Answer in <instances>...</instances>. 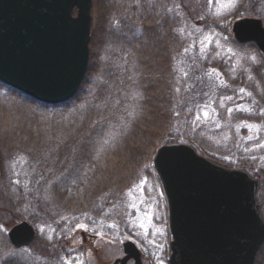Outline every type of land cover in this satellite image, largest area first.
I'll return each instance as SVG.
<instances>
[{"label": "rangeland", "instance_id": "rangeland-1", "mask_svg": "<svg viewBox=\"0 0 264 264\" xmlns=\"http://www.w3.org/2000/svg\"><path fill=\"white\" fill-rule=\"evenodd\" d=\"M178 1L174 49L180 48L181 53L176 61L180 74L193 81L188 95L184 94L188 106L180 112L179 125L187 124L199 153L259 175L256 198L264 217V57L259 49L237 42L232 32L236 18L253 14H238L244 9L242 4L239 7L243 0ZM247 1L261 0L244 3ZM260 4L264 7V0ZM118 42L106 40L105 49H97L93 74L67 105L37 107L29 95L14 94L0 83V264H41L35 248L42 244L15 248L8 240L10 227L22 219L35 226L42 241L51 243L53 252L58 250L56 241L66 236L51 264H113L123 256V242L128 237L137 239L144 248L143 264H169L167 199L154 163L134 171L137 164L132 162L134 172L131 170L129 180L125 173H116L127 167L131 157L128 148L135 142L128 135L130 124L125 117L104 123L109 135L100 143L103 165L95 179L100 186L115 183L116 191L122 194L120 201L115 203L109 194L108 203L96 208L89 204L86 209L76 202L78 195L71 193L78 190L72 185L84 171L78 149L82 132L102 127L98 113L88 118L85 113L105 103L109 105L105 111L111 112V95L121 99L116 91L131 88L124 82L128 77L119 83L115 73H123L121 77L129 74L131 83L135 82L131 74L137 70L128 59L131 49ZM170 81L176 89L184 85L173 76ZM136 90L131 88L133 99L140 95ZM177 139L168 142H186L182 137ZM54 185L59 191L66 187L64 204L53 194ZM38 193L41 198H35ZM53 217L64 220L63 226ZM81 228L87 230L91 241L86 249L80 247Z\"/></svg>", "mask_w": 264, "mask_h": 264}, {"label": "water", "instance_id": "water-1", "mask_svg": "<svg viewBox=\"0 0 264 264\" xmlns=\"http://www.w3.org/2000/svg\"><path fill=\"white\" fill-rule=\"evenodd\" d=\"M93 0H0V80L47 103L76 93L90 60ZM76 10V13H75ZM240 43L264 54V22L246 15L233 21ZM155 168L170 210V264H255L264 243V219L256 198L259 179L246 170L217 164L191 144L158 147ZM1 175V161H0ZM36 236L27 219L14 223L8 237L16 247ZM115 264H141L133 240ZM134 257L133 263L128 259Z\"/></svg>", "mask_w": 264, "mask_h": 264}, {"label": "trees", "instance_id": "trees-1", "mask_svg": "<svg viewBox=\"0 0 264 264\" xmlns=\"http://www.w3.org/2000/svg\"><path fill=\"white\" fill-rule=\"evenodd\" d=\"M244 1L239 4V7L242 4L241 9H244L240 10L238 14H253L262 17L264 20V16L261 15L264 14V7L260 4L262 0L259 3L250 1L251 4L248 1L244 3ZM178 12V0H93L90 64L77 92L63 102L55 104L45 103L0 81L2 86L13 90L14 94H24L31 98L32 100L30 101L37 107H61L73 102L78 97L79 92L83 89L84 82L93 74L94 68L92 60L95 59L94 53L98 48L105 49L104 43L106 40H110L113 43L118 41V43H121L122 41L126 43V46L129 45L128 48L131 49L132 55L128 59L132 61L131 63H133L137 70L134 74L130 73L135 82L133 84L131 83L128 73H124L126 75L128 74L127 76L121 77L120 75H123V73L118 75L114 72L116 70L112 71L115 73V77L119 78V83L124 81L123 78L126 80L128 77V80L124 82L129 86L132 85L130 86L131 88H137L136 91L140 90V95L138 93L139 96L133 99V96H131V88H122L121 91H116V93H121V96H123L121 99H117L114 95H111V112L108 113L105 111L109 106H105V103L98 104L95 108L97 111L91 108L85 113V118L91 117L94 113H98L101 116L100 123L98 124L102 127H99L96 131L92 128H87V134L83 130L82 142L78 145V149H81L80 155L81 157L83 156L82 168L84 171L80 176V180H77L75 182L76 184L72 185L73 188H78V190L75 189L77 193L76 191L71 193L78 195L76 196L77 200H75L78 202V205L79 203L81 204L82 208L88 209L89 204L93 208H96L95 206H98V204L108 203L109 200L106 197L109 194V196L114 198H111V200L115 203L120 201L122 196L119 190L116 191L115 183H113L114 185L106 183L100 186L96 185L95 182V179L99 176V169L103 165L101 158L103 147L100 143L109 135L103 127L105 122L113 119L121 120L122 117H125L130 124L128 135L132 136V141H135L128 148L131 152V157L127 160L128 165L125 170L116 172L121 174L125 173L124 175L127 180L130 179L129 175L132 173L131 170L133 171L134 169V167H131L132 162L135 165L137 164L134 171H137L139 167L145 164L148 167L151 166L157 148L165 142L178 140L177 138L182 137L186 142L191 143L197 148L195 140L188 134L189 127L187 124L184 125L185 122H183L182 125H179L178 122L180 112L188 106L186 96L193 83L189 75H181L180 71H178L179 64L176 60L180 56L181 49H174V41L177 36L176 23L179 17ZM243 45L258 49L255 44ZM114 54L116 55L117 53ZM172 76L182 80L184 85L179 89L174 88L172 86L173 83L170 81ZM127 89L128 91H126ZM113 97L117 101H113ZM131 105L134 111L131 110ZM215 159L225 164L222 160L214 157ZM53 184L56 183L53 182ZM54 187L56 190H53V194L58 196L60 202L64 204L67 195L64 192L65 186L62 191H59L57 185H54ZM119 187L120 183L117 185V189ZM108 188H113L112 190L114 191L115 189V191L108 193L106 192ZM79 190L81 193H79ZM36 197L41 198L42 196L38 193L35 195ZM106 199L108 200L107 202ZM53 219L58 226H63L62 222L64 220L60 217H53ZM74 230L70 232L68 237H71ZM63 237L56 241L58 250L53 252L51 251V243L42 241L39 235H37L30 246L33 247L36 244H42L38 249L37 247L35 248V253L40 256L39 261H41V264H51L56 254L60 252V245L65 242ZM255 264H264V243L259 249Z\"/></svg>", "mask_w": 264, "mask_h": 264}, {"label": "flooded vegetation", "instance_id": "flooded-vegetation-1", "mask_svg": "<svg viewBox=\"0 0 264 264\" xmlns=\"http://www.w3.org/2000/svg\"><path fill=\"white\" fill-rule=\"evenodd\" d=\"M166 199H167V196H166ZM167 207H168V215H169V204H168V199H167ZM169 218V217H168ZM81 234H82V241L83 242H85V243H81V245H80V247L83 249V248H88V246L90 245V238H89V236H88V233H87V230L86 229H83V228H81V232H80ZM171 238H172V236H171ZM127 239H132L133 241H135V243L137 244V246L139 247V249L141 250V256H142V258H143V256L145 255V251H144V248H142V245L140 244V242L137 240V239H135V238H132V237H128ZM170 244V243H169ZM170 246V245H169ZM123 250H124V248H123ZM169 253H170V251H169ZM124 254H125V251H124ZM123 254V255H124ZM133 261V258H130L129 260H128V262H132ZM104 264H111V263H109V262H104ZM113 264H114V262H113ZM118 264H121V263H118ZM143 264V263H142Z\"/></svg>", "mask_w": 264, "mask_h": 264}, {"label": "snow or ice", "instance_id": "snow-or-ice-1", "mask_svg": "<svg viewBox=\"0 0 264 264\" xmlns=\"http://www.w3.org/2000/svg\"><path fill=\"white\" fill-rule=\"evenodd\" d=\"M253 59H255V57H253ZM204 115H205V116H207V115H208V113H207V112H205V113H204ZM69 264H71V262H69Z\"/></svg>", "mask_w": 264, "mask_h": 264}]
</instances>
